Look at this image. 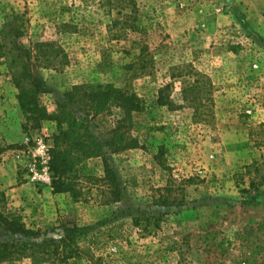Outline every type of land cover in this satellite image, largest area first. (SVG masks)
I'll return each instance as SVG.
<instances>
[{
  "label": "rangeland",
  "instance_id": "obj_1",
  "mask_svg": "<svg viewBox=\"0 0 264 264\" xmlns=\"http://www.w3.org/2000/svg\"><path fill=\"white\" fill-rule=\"evenodd\" d=\"M0 42V163L41 185L16 207L0 191V210L52 238L73 234L78 250L36 264L264 258V0H0ZM15 42L51 44L32 64L51 113L76 85L138 98L139 110L90 114L95 139L127 148L83 159L75 194L32 179L33 152L43 140L51 153L56 124L34 129L21 111ZM29 241L0 226V243Z\"/></svg>",
  "mask_w": 264,
  "mask_h": 264
},
{
  "label": "trees",
  "instance_id": "obj_2",
  "mask_svg": "<svg viewBox=\"0 0 264 264\" xmlns=\"http://www.w3.org/2000/svg\"><path fill=\"white\" fill-rule=\"evenodd\" d=\"M106 1L112 4L114 0ZM44 47L51 49V44L37 42L30 47L16 42L12 44L10 72L17 89L19 107L32 128H40L44 121H52L56 124L49 166L53 192L75 194L74 179L77 176V167L83 159L101 156L106 146L112 147L114 151L127 148H115L112 142L105 141L104 144L95 139L90 129V114H93L92 118L97 117L111 103H117L128 111L139 110L140 105L137 96L126 95L110 84L98 90H89L90 87L76 85L63 94L62 100L57 103V110L49 112L40 100V95L48 91V86L32 69L34 58L40 57V53L45 50ZM2 48L0 42V53ZM47 55L49 53L45 51L44 56ZM3 201H5L4 196ZM0 226L8 236H25L30 239L29 242H1L0 263L14 260L16 255L28 257L34 264L56 259L65 262L78 254V250L73 246L75 243L73 234L68 232L59 239L49 237L41 230L29 229L23 217L17 213L5 214L0 210ZM243 264H264V258L253 252L246 257Z\"/></svg>",
  "mask_w": 264,
  "mask_h": 264
},
{
  "label": "crops",
  "instance_id": "obj_3",
  "mask_svg": "<svg viewBox=\"0 0 264 264\" xmlns=\"http://www.w3.org/2000/svg\"><path fill=\"white\" fill-rule=\"evenodd\" d=\"M27 176L20 178L19 174L12 166L7 163H0V191L6 194L8 201H10V206L20 205L23 201L35 197L33 191L39 189L38 186L34 187L29 181H24ZM41 188V187H40Z\"/></svg>",
  "mask_w": 264,
  "mask_h": 264
},
{
  "label": "built area",
  "instance_id": "obj_4",
  "mask_svg": "<svg viewBox=\"0 0 264 264\" xmlns=\"http://www.w3.org/2000/svg\"><path fill=\"white\" fill-rule=\"evenodd\" d=\"M35 160L40 164V169L33 171V180L39 183H51L52 173L50 172V160L51 153L50 147L43 141L40 140L37 143V147L33 152Z\"/></svg>",
  "mask_w": 264,
  "mask_h": 264
}]
</instances>
